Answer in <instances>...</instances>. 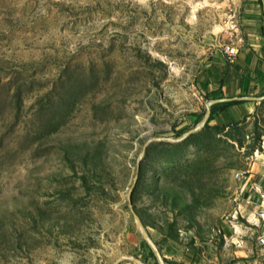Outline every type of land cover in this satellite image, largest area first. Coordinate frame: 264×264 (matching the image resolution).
Wrapping results in <instances>:
<instances>
[{
    "label": "rangeland",
    "instance_id": "obj_1",
    "mask_svg": "<svg viewBox=\"0 0 264 264\" xmlns=\"http://www.w3.org/2000/svg\"><path fill=\"white\" fill-rule=\"evenodd\" d=\"M239 3L0 0V264H171L155 248L208 240L252 264L238 245L264 222L236 174L264 145V100L184 137ZM230 220L243 231L224 239Z\"/></svg>",
    "mask_w": 264,
    "mask_h": 264
},
{
    "label": "crops",
    "instance_id": "obj_2",
    "mask_svg": "<svg viewBox=\"0 0 264 264\" xmlns=\"http://www.w3.org/2000/svg\"><path fill=\"white\" fill-rule=\"evenodd\" d=\"M232 11L238 16L241 25L239 37L242 38V42L238 43L237 61L233 64L228 63L223 47L215 50L213 58L206 62L198 86L201 93L210 100L238 98L245 101L230 107L226 112L217 116V120L224 121L231 117L235 120L250 118L255 106H259L264 100V0L240 2L239 7ZM250 170L253 173L254 182L243 183L242 201L244 204L247 200L250 201L246 205L252 213V217L249 215V219L264 222V219L254 217L260 203L257 190L264 192V145L258 160ZM249 219H246L247 222H250ZM222 228L225 230V234L222 236L224 239L228 235L232 237L233 232L237 234V232L243 231L241 225L235 224L233 220L223 222ZM258 236L255 239V246L251 248L245 249L241 244L238 245L241 248L238 254L241 255L236 256L243 259L249 258L251 254L252 264H259L260 258L258 257L262 254L261 258L264 263V249L259 246ZM239 238L242 239V236H238L234 240L239 242ZM208 244L206 252H202L189 249L185 245L168 243L161 247V254L171 264H228L224 251L226 245L218 247L219 243L213 244L210 240H208Z\"/></svg>",
    "mask_w": 264,
    "mask_h": 264
},
{
    "label": "built area",
    "instance_id": "obj_3",
    "mask_svg": "<svg viewBox=\"0 0 264 264\" xmlns=\"http://www.w3.org/2000/svg\"><path fill=\"white\" fill-rule=\"evenodd\" d=\"M233 1H239V2H246L248 0H233ZM240 20L235 12L232 11V9H229V14H227L226 18L224 19V22L222 24L223 30L228 34V40L230 41L229 44H225L223 47L224 54L226 57V60L228 63L233 64L237 61L238 57V43L242 42V38L239 37L241 27H240ZM261 153V148H257L251 156V164L250 167L254 165V163L258 160V157ZM249 168L247 171L238 172L236 174V178L238 181L242 183H253V173ZM257 194L260 198L259 206L257 207V211L254 214V217L257 219H264V192L261 190H257ZM243 194L240 192L238 194V201H242ZM250 203L249 200H247L246 205ZM218 233L220 235H223V231L220 229L218 230ZM258 243L259 246L264 249V227L262 228L261 232L258 236Z\"/></svg>",
    "mask_w": 264,
    "mask_h": 264
},
{
    "label": "water",
    "instance_id": "obj_4",
    "mask_svg": "<svg viewBox=\"0 0 264 264\" xmlns=\"http://www.w3.org/2000/svg\"><path fill=\"white\" fill-rule=\"evenodd\" d=\"M228 100H230V99L221 98V99H213V100H209V102H208L209 104H208L207 114H206V117H205V119H204V121H203V124H202L201 126L197 127L196 129L191 130V131H189L188 133H186V134L184 135V137H187V136H189V135L195 133L197 130H199V129H201L203 126H205V124L209 121V117H210V114H211V106H212V105H215V104L220 103V102H223V101H228ZM136 178H138V175L136 176ZM138 219H139V218H138ZM139 224H140V222H139ZM140 225H141V224H140ZM143 235H144V237H145L146 239H148V235H147L145 232H143ZM155 250H156V253H157V255L159 256V258L162 259V255H161L160 251H159L157 248H155ZM161 261H162V260H161ZM163 264H165V263L163 262Z\"/></svg>",
    "mask_w": 264,
    "mask_h": 264
},
{
    "label": "trees",
    "instance_id": "obj_5",
    "mask_svg": "<svg viewBox=\"0 0 264 264\" xmlns=\"http://www.w3.org/2000/svg\"><path fill=\"white\" fill-rule=\"evenodd\" d=\"M209 99V98H208ZM245 102L244 100H240L238 98L236 99H230L228 101H225V102H222V103H218V104H215L212 108V116L210 118L209 121H211L214 117H213V114L214 113H223V112H226L230 107L232 106H236V105H239L241 103Z\"/></svg>",
    "mask_w": 264,
    "mask_h": 264
}]
</instances>
